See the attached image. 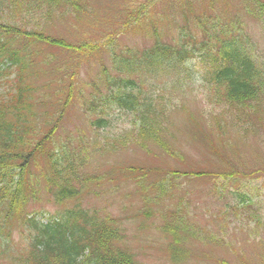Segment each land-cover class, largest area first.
Returning a JSON list of instances; mask_svg holds the SVG:
<instances>
[{
    "label": "rangeland",
    "instance_id": "1",
    "mask_svg": "<svg viewBox=\"0 0 264 264\" xmlns=\"http://www.w3.org/2000/svg\"><path fill=\"white\" fill-rule=\"evenodd\" d=\"M83 2L86 14L64 16L58 9V17L51 21L43 17L45 9L26 8L23 12L30 17L25 21L30 33H42L48 39L78 48L74 51L50 42H35L28 50L32 55L27 53L37 65L27 70L30 77H25V72L22 79L37 88L36 96L43 98L39 101L45 99L35 106L39 114L54 113L70 85L75 97L66 107L62 129L40 151L45 153L29 163L27 178H32L33 184L29 193H37L28 198L25 212L52 218L64 209L79 206L98 213L114 221L124 233L122 244L138 264H264V104L261 112H253L251 122H238L235 110L209 98L213 85L203 79L207 67L200 63L203 61L197 53L185 64L186 70L195 73L181 89H169L173 74L155 78L141 72L131 75L142 85V96L148 101L154 99L163 108L159 122L162 132L157 138L165 145L141 138L134 114L115 105L100 116L107 124L97 130L91 126L84 106L96 92L94 85L104 96V74L110 78L119 75L112 71L114 53L141 51L157 39L177 45L184 31L192 34L199 46L205 39L197 22L202 16L210 22L216 18L236 20L232 28L239 36L245 33L252 39L254 54L264 63V23L253 13L258 12L257 5L250 7L247 0ZM90 43L99 44V50L81 49ZM48 60L54 63H45ZM18 79L19 75L8 78L2 83V91L5 84H14ZM48 129H37L29 144L36 146ZM68 136L72 138L70 143L66 142ZM65 143L72 151H81L86 159L81 173L86 172L92 180L74 201L58 204L46 187L47 172L50 176L53 172L46 152L59 154ZM74 154H70V161ZM59 155L61 158L64 154ZM231 169L239 172L231 178L233 182L222 177ZM165 178L172 181L173 188L162 196L153 187ZM235 191L248 196L247 207L235 194L230 195ZM175 213L189 224L188 228L174 229L181 242L177 252L170 248L173 231L170 234L163 230L167 221L173 222ZM24 227L12 223L11 248L16 256L24 254L29 244ZM1 263L9 264V260L0 246Z\"/></svg>",
    "mask_w": 264,
    "mask_h": 264
},
{
    "label": "trees",
    "instance_id": "2",
    "mask_svg": "<svg viewBox=\"0 0 264 264\" xmlns=\"http://www.w3.org/2000/svg\"><path fill=\"white\" fill-rule=\"evenodd\" d=\"M13 1L22 3L25 10L26 8L29 11H34L35 8L45 9L43 17L47 21L55 19L58 9H61L64 16L71 14L79 16L81 13H87L84 0H0V84L3 73L7 70L5 64L10 67L16 66L21 71L30 66L26 60L21 61L18 58L19 51L10 48L12 39L18 41L24 37L26 49L31 48L35 42H50L55 46L78 50L72 45L65 46L66 44L59 41L48 39L42 33H27L22 30L26 19H30L27 15L22 14L19 20L3 18L1 13L6 9L10 10L9 4ZM150 1L154 0H146V2ZM247 2L250 7L257 5L258 12H252L264 23V0H247ZM209 19L203 16L197 19L202 36L205 38L199 46L194 43L195 37L184 31L177 45L157 39L152 46L141 51L129 50L126 55L114 53L112 71H116L119 75L110 78L109 74H104V82L107 83L104 97L99 95L100 89L94 85L98 92L92 93L84 104L88 115L90 117H93V114L97 115L98 106H95L97 102L104 108L112 109L111 105H115L124 112L134 114L141 138L153 142L159 141L160 145H165L160 141L161 138H157L162 132L159 122L163 119L161 115L163 108L155 104L154 99L148 101L149 98L142 96V85L130 76L138 72L151 78L161 74L166 76L173 74L174 82L169 89H181L186 84L184 81L190 80V76L195 73L191 69L186 70L188 68L185 64L194 60L195 55L200 53L203 61L200 63L207 67L203 79L209 80L213 85L209 98L235 110L238 122L244 121L245 124L251 122L253 112L254 114L261 112L260 108L264 104V63L257 60L252 39L245 33L239 36L232 28L237 24L236 20L218 21L220 18H216L210 22ZM20 21L23 25L19 26L17 22ZM235 32L236 36H233ZM98 45L90 43L81 46V49L95 52L99 50ZM36 90V87L17 86L14 95L8 101L0 95V246L3 254L8 256L9 264H138L135 256L122 244L124 233L117 227L114 228L110 221L102 219L98 213L76 207L63 210L61 214L46 221L42 217H36L37 215L28 218L25 208L30 196L29 193L26 194L29 182L27 180L25 183L24 174L29 163L45 153L40 151H44L55 134H58L65 120L66 107L72 97H75L70 85L68 94L58 104L56 114L52 116L47 113L45 116L39 114L35 108L37 103H43V100L39 101L40 98L36 96ZM79 95L82 96L80 93ZM106 108L99 110V114H105ZM40 124L47 125L49 129L38 140L36 146H31L30 140L33 139L34 132ZM91 124L92 127L101 129L105 128L107 120L92 118ZM71 139L68 136L66 142L70 143ZM162 149L169 152L165 147ZM71 151L72 148L65 143L59 148V154H64L61 158L54 151L46 152V157L51 159L53 168L52 176L47 174V185L52 190L53 200L58 204L73 200L79 195L80 189L74 187L75 182L83 187L90 181V176H83L81 173L80 167L84 159L74 154L81 151H72L75 156L70 161ZM231 170L232 172L229 170L222 177L226 181L233 182L231 178L234 179L239 172L236 169ZM170 187L173 188L172 181L165 178L162 183L155 184L153 189H158L163 196ZM231 194H235L243 207L249 205L248 196L243 192L235 191ZM34 195L32 192L31 196ZM219 195L223 196L222 193ZM172 218H175L172 219L173 222L167 221L163 230L165 233L173 231V234L170 233L172 237L170 248L177 252L181 242L178 236H175L177 234L174 229L188 228L189 224L180 214L175 213ZM14 219H19L18 225L25 226L28 231L29 244L24 255L19 257L12 253L11 248L10 226Z\"/></svg>",
    "mask_w": 264,
    "mask_h": 264
}]
</instances>
